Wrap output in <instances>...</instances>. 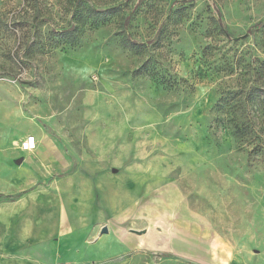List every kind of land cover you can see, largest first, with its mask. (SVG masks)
<instances>
[{"label": "rangeland", "instance_id": "rangeland-1", "mask_svg": "<svg viewBox=\"0 0 264 264\" xmlns=\"http://www.w3.org/2000/svg\"><path fill=\"white\" fill-rule=\"evenodd\" d=\"M118 6L123 20L96 14ZM0 17V205L26 196L13 218L20 258L93 262L122 246L101 230L126 208L142 200L151 220L172 223L179 196L211 223L214 245L264 264V149L229 124L234 111L264 124V106L231 102L264 91V0H0ZM31 136L36 149L25 152ZM35 195L59 207L47 213L59 222L44 234L32 216L22 238ZM139 219L125 232L146 233L133 229ZM129 258L186 264L141 250Z\"/></svg>", "mask_w": 264, "mask_h": 264}, {"label": "crops", "instance_id": "crops-1", "mask_svg": "<svg viewBox=\"0 0 264 264\" xmlns=\"http://www.w3.org/2000/svg\"><path fill=\"white\" fill-rule=\"evenodd\" d=\"M176 200L179 201V204L174 208L172 223L169 222V216L166 213L163 215L157 214L156 220H151L153 205L142 203V200L139 204L126 208L119 220L114 221L112 226H108L109 232L118 236L119 243L122 246L108 248L105 254L96 255L97 258L93 262H90L89 258H85L83 255L75 260L76 264H85L87 261L101 264H131L129 256L137 250L155 254L169 253L174 259L183 261L186 264H246V262L241 263L238 261L235 254L229 252L226 244L222 246V249L217 241L215 245L213 244L215 235L211 223L205 216L198 214L179 196L176 197ZM8 201L9 203L6 205H0V264H42L37 261L33 262L29 258H20L17 254L20 245L18 237L20 224L18 221H14L13 218L15 211L19 208L18 204L24 203L26 196L21 201ZM53 207L55 210L58 209L56 212L59 213V207L56 204H45L38 200L36 195L28 198L22 212L23 216L20 218L23 226L21 237H31L30 226L34 222L32 216H39L38 218L41 221L38 222H41L39 225L44 234H46V231H51L59 222V214L54 222L49 223L47 221V213L51 212ZM145 212L148 214L144 217L145 220H142L141 218L145 216ZM155 212H158V210H155ZM137 215L140 216V219L133 220L131 225L136 224L138 226L135 225L136 227H133V229L148 228L145 230L146 233L144 232L142 235L126 233L124 228H128L130 219L136 218ZM151 223H155V225L152 227ZM149 229L151 230L149 231ZM101 242L102 238H98L94 245ZM112 250H114V254ZM105 255L107 256L105 257Z\"/></svg>", "mask_w": 264, "mask_h": 264}, {"label": "trees", "instance_id": "trees-1", "mask_svg": "<svg viewBox=\"0 0 264 264\" xmlns=\"http://www.w3.org/2000/svg\"><path fill=\"white\" fill-rule=\"evenodd\" d=\"M101 18L106 17L108 15H112L117 19L123 20L124 16L122 15L121 7H113L108 11H102L96 13ZM0 26H5L2 18L0 17ZM123 45L128 47L130 50L134 52H138L141 48L135 43H130L129 41L123 40ZM257 77L260 79H264V62L260 63L259 67L255 69ZM231 102H236L237 106L247 107L248 104L255 105L259 104L262 107L264 106V91L261 89H251V91L245 95L244 97L238 98L237 96H233ZM230 108H234V105H231ZM231 118L229 119V124L233 129V133L240 140L245 141V143L249 145L255 146V151L258 153H263L264 149V134L262 133L264 130V124L261 126L255 122L256 117H250L249 114L243 115L238 114L236 111L230 114ZM261 126V127H260ZM12 200V199H11Z\"/></svg>", "mask_w": 264, "mask_h": 264}, {"label": "built area", "instance_id": "built-area-1", "mask_svg": "<svg viewBox=\"0 0 264 264\" xmlns=\"http://www.w3.org/2000/svg\"><path fill=\"white\" fill-rule=\"evenodd\" d=\"M22 150L30 152L36 149V139L34 137H28L22 142Z\"/></svg>", "mask_w": 264, "mask_h": 264}, {"label": "water", "instance_id": "water-1", "mask_svg": "<svg viewBox=\"0 0 264 264\" xmlns=\"http://www.w3.org/2000/svg\"><path fill=\"white\" fill-rule=\"evenodd\" d=\"M132 232L141 234L139 231H132ZM108 233H109L108 227H103L101 230V234H108Z\"/></svg>", "mask_w": 264, "mask_h": 264}]
</instances>
